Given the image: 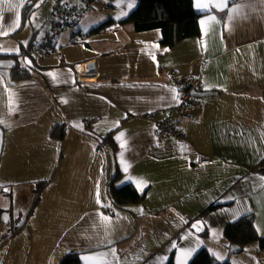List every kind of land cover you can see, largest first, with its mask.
Masks as SVG:
<instances>
[{"label": "crops", "instance_id": "obj_1", "mask_svg": "<svg viewBox=\"0 0 264 264\" xmlns=\"http://www.w3.org/2000/svg\"><path fill=\"white\" fill-rule=\"evenodd\" d=\"M29 2L0 0L7 33L0 52L21 53L31 73L9 85L0 72V178L7 182L0 188L28 175L49 182L26 225L3 237L2 264H57L76 248L81 264H165L171 254L175 264H188L201 248L229 264H264L256 243L235 251L223 244L225 224L248 214L264 237V176L254 171L264 158V0H233L228 7H240L233 19L198 10L204 0H192L199 36L172 47L158 42V29L134 32L117 23L134 0H93L61 30L53 52L27 56L22 47L49 29L52 0H38L21 27ZM109 18L111 26L89 36ZM171 73L199 79L212 92L194 96L189 119L174 114L183 141L156 139L155 120L181 93ZM58 123L67 127L62 140L49 135ZM110 131L114 159L108 145L97 146ZM197 153L210 163H197ZM115 164L122 177L114 185L132 183L145 192L143 202L114 206L106 183ZM44 203L59 211L57 221L35 222ZM196 218L206 237L189 227ZM25 229L30 236H22Z\"/></svg>", "mask_w": 264, "mask_h": 264}, {"label": "trees", "instance_id": "obj_2", "mask_svg": "<svg viewBox=\"0 0 264 264\" xmlns=\"http://www.w3.org/2000/svg\"><path fill=\"white\" fill-rule=\"evenodd\" d=\"M135 7L117 23L125 30L131 31H145L151 29H158L160 36L158 42L163 46L172 47L177 42L189 38L199 36L198 17L199 13L193 8L192 0H134ZM38 5V0H30L26 3L21 11V27L29 18L31 13ZM114 23V20L109 18L97 26L91 28L88 33L93 34L98 31L108 28ZM23 53V50H22ZM24 54V53H23ZM19 56L21 53L6 54L0 52L1 58L13 59L15 64L10 69L11 80L23 79L30 77V70L20 63ZM181 93L186 88H179ZM203 91L189 90L193 96H199ZM67 127L62 124H56L50 131L49 135L57 140H62L65 135ZM108 145L111 149L112 159L118 150V145L113 137V132L110 131L102 137L101 142L97 146ZM122 177V172L115 164L114 171L106 183V192L112 200L114 206L121 207L130 203H141L145 198V192L138 191L132 183H124L120 186H115V181ZM48 179L37 180L33 188L35 197L32 199L30 208L26 214V218L19 225H14L12 232L9 235L16 234L22 226L26 225L27 220L33 213L35 206L38 204L41 193L44 187L48 184ZM216 206L211 205L200 211L197 216L200 218L204 213L212 210ZM205 229V228H204ZM202 236H207V231L202 232ZM231 243L238 244L241 248L250 244L256 243L259 250L264 249V237L259 236L255 230L252 222V215H244L240 218L228 222L223 228V244L228 247ZM83 250L70 249L64 252L57 264H81L79 255ZM165 264H175L173 254L170 255ZM188 264H229L227 260H217L206 248L199 249L190 259Z\"/></svg>", "mask_w": 264, "mask_h": 264}, {"label": "built area", "instance_id": "obj_3", "mask_svg": "<svg viewBox=\"0 0 264 264\" xmlns=\"http://www.w3.org/2000/svg\"><path fill=\"white\" fill-rule=\"evenodd\" d=\"M93 0H52L51 12L47 18L49 24L48 31L38 40L30 41L22 47L23 53L27 56L34 54H47L54 50V45L58 34L65 26L76 24L81 17L86 14L92 6ZM171 78L178 88H186L180 93L179 100L165 114L155 120L156 139L164 141L175 139L185 140L184 132L179 129L173 120L174 114L180 118L189 119L186 112L188 106L198 103L197 98L189 93V90H201V80L195 78H184L176 73H171ZM88 123V122H87ZM211 157L207 154L197 153L196 162L199 164H208ZM254 171L264 176V158L254 167Z\"/></svg>", "mask_w": 264, "mask_h": 264}, {"label": "rangeland", "instance_id": "obj_4", "mask_svg": "<svg viewBox=\"0 0 264 264\" xmlns=\"http://www.w3.org/2000/svg\"><path fill=\"white\" fill-rule=\"evenodd\" d=\"M38 7H40V5ZM69 28H70V26H65L63 28L64 32H66ZM45 31L46 30H44V33H45ZM93 34H95V33H93ZM93 34H90L89 36H91ZM111 45H113V44H108L107 47H110ZM8 168H9V165L6 166L5 170L8 171ZM10 171H12V170H10ZM9 175H10L9 177H14L13 174L11 175L9 173ZM32 177L33 176L28 175V176H23V177H19V178H10L9 180H7L9 184L6 186H3L2 190L0 191V208L2 209L5 207L6 208L12 207L14 209L15 213L18 212L17 214H19V217H20L19 222H22L25 220L26 214L30 208L31 201L35 197V192L32 191V188H34V186L36 185L37 180H34L35 178H32ZM6 183L7 182L5 179L0 178V185L6 184ZM4 213H6V212H4ZM59 214H60L59 211L49 210L47 204L44 203L42 206H40V209L36 213L35 222L57 221L58 220L57 215H59ZM12 230H13L12 228H10V230H9L8 225L6 224V222H4V220H3V222H0V244H1V241L3 240V237L5 235L10 234L12 232ZM28 230L29 229L23 230L22 236H25V237L30 236L31 234L29 233ZM18 231L19 230H17V232ZM31 232L33 234L35 233V235H36V228L34 229V227H33ZM47 235H48L47 237L52 236L49 234H47ZM4 238H6V237H4ZM45 246H46V244H45ZM4 250L5 249H3V248L0 249V264H2V261H3L2 256H3ZM12 261L14 262L15 260H12Z\"/></svg>", "mask_w": 264, "mask_h": 264}, {"label": "water", "instance_id": "obj_5", "mask_svg": "<svg viewBox=\"0 0 264 264\" xmlns=\"http://www.w3.org/2000/svg\"><path fill=\"white\" fill-rule=\"evenodd\" d=\"M14 64H15V62L13 59H10V58H1L0 59V72L5 77L6 82L9 85L13 84V80H11V78H10V72L9 71L14 66ZM89 67H91V65H89ZM210 93H212V92L205 91V92H202V93L196 94V95L202 96V95H207ZM1 141H2V130L0 128V147H1ZM1 190H2V188H0V191ZM4 214L7 217V215H8L7 212ZM4 222H7V219L4 220ZM188 224H189V227L192 228L197 233L202 232L205 228L201 219H198V218L191 220ZM229 247H230L231 251H235V250H238L240 248V246L238 244H235V243H231L229 245Z\"/></svg>", "mask_w": 264, "mask_h": 264}, {"label": "snow or ice", "instance_id": "obj_6", "mask_svg": "<svg viewBox=\"0 0 264 264\" xmlns=\"http://www.w3.org/2000/svg\"><path fill=\"white\" fill-rule=\"evenodd\" d=\"M231 3H233V0H204L203 3L197 4V8L198 10H207V11H211L213 8L216 9L217 11H227L228 13H230L229 19H233L234 15H231V14L238 15L240 12V7L237 6V7L229 8L228 5ZM0 16H2V13H0ZM210 19L214 20L215 17L212 16L210 17ZM17 27H19V25H17ZM12 30L15 31L16 29L13 28ZM0 34H7V33H3L2 29H0ZM173 91L175 90L173 89ZM5 219H7V217H5ZM109 243H111V241ZM113 252H115L114 249H113Z\"/></svg>", "mask_w": 264, "mask_h": 264}, {"label": "flooded vegetation", "instance_id": "obj_7", "mask_svg": "<svg viewBox=\"0 0 264 264\" xmlns=\"http://www.w3.org/2000/svg\"><path fill=\"white\" fill-rule=\"evenodd\" d=\"M4 212H7V222L6 224L8 225V228L10 230V228H14V225H19V222L20 221V217H19V214L15 213L14 209L12 207H5V208H0V222H3V220H6L5 219V214ZM23 222V221H22Z\"/></svg>", "mask_w": 264, "mask_h": 264}, {"label": "bare ground", "instance_id": "obj_8", "mask_svg": "<svg viewBox=\"0 0 264 264\" xmlns=\"http://www.w3.org/2000/svg\"><path fill=\"white\" fill-rule=\"evenodd\" d=\"M79 68H80V70L82 71V69H83V65H80Z\"/></svg>", "mask_w": 264, "mask_h": 264}]
</instances>
